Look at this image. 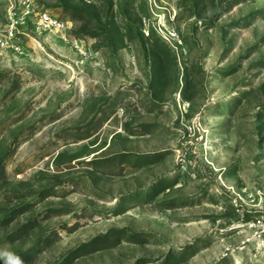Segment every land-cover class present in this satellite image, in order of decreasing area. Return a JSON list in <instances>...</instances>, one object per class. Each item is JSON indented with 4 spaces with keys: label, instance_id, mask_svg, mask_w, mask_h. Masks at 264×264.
<instances>
[{
    "label": "rangeland",
    "instance_id": "1",
    "mask_svg": "<svg viewBox=\"0 0 264 264\" xmlns=\"http://www.w3.org/2000/svg\"><path fill=\"white\" fill-rule=\"evenodd\" d=\"M34 2L69 42L0 51V264H264V0Z\"/></svg>",
    "mask_w": 264,
    "mask_h": 264
},
{
    "label": "built area",
    "instance_id": "2",
    "mask_svg": "<svg viewBox=\"0 0 264 264\" xmlns=\"http://www.w3.org/2000/svg\"><path fill=\"white\" fill-rule=\"evenodd\" d=\"M9 3L6 23L0 26V51H13L23 53L20 39V27L33 23V29L40 34H54L68 43L67 33L69 24L59 18L53 17L35 5L34 0H7Z\"/></svg>",
    "mask_w": 264,
    "mask_h": 264
}]
</instances>
